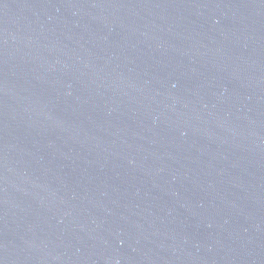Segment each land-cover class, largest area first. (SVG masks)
<instances>
[{"label": "water", "instance_id": "obj_1", "mask_svg": "<svg viewBox=\"0 0 264 264\" xmlns=\"http://www.w3.org/2000/svg\"><path fill=\"white\" fill-rule=\"evenodd\" d=\"M0 264H264V0H0Z\"/></svg>", "mask_w": 264, "mask_h": 264}]
</instances>
